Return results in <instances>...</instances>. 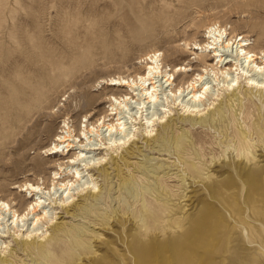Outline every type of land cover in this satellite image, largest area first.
Here are the masks:
<instances>
[{
    "label": "rangeland",
    "instance_id": "1",
    "mask_svg": "<svg viewBox=\"0 0 264 264\" xmlns=\"http://www.w3.org/2000/svg\"><path fill=\"white\" fill-rule=\"evenodd\" d=\"M210 22L225 27L230 36L244 35L251 40L249 49L264 47V0H0V199L19 212L32 199L25 197L20 185L30 182L45 186L42 200L50 201L45 198L48 189L52 193L56 188L51 181L53 173L71 164L70 157L80 151V144L75 142L79 137L88 142L81 133L84 125H96L103 116L107 121L116 118L108 115L114 111L113 98L128 90L106 85L102 80L135 77L145 68L141 58L157 51L161 70L174 77L171 90L170 86L163 87L165 94H178L197 73L205 75L204 81L211 86L207 100L197 107L199 113L192 115L177 106L186 91L175 106L161 93L163 99L159 98L161 103L155 104L153 111L159 112L163 102L172 120L165 129L152 126L151 133H157V137L148 141L143 138L145 115L141 119L135 113L137 96L128 101L127 107L117 109L118 116L128 121L126 126L133 128L136 144L127 147L129 140L117 148L86 153L102 157L96 169L89 170L82 179L93 180L95 190L99 189L94 192L96 196L88 194L78 200L75 190L78 205L68 212L45 205L62 227L53 248L57 258L66 254L76 237L87 250L96 251L102 261L99 263L134 264L129 249L134 223L118 221L121 210L140 207L135 193L139 196L145 192L151 206L162 204L169 191L177 193L182 162L186 160L204 168L199 175L208 171L222 182L212 195L200 191L203 182L189 187L199 191L185 215H202L207 224L197 230V237L190 238V243L153 254L147 264H264V197L249 191L240 167L236 171L229 165L232 161L248 166L235 155L239 133L250 139L252 150L260 154L257 158L264 164V131L261 136L255 132L257 126L263 127L264 102L255 92L246 90L243 79L241 87L229 96L230 90L223 87L221 77L215 81L214 73L203 71L214 59L206 57L203 62L192 46L206 40L204 30ZM131 114L136 116L134 123H129ZM67 127L78 138L73 141L75 147L68 153L61 147L56 154H49L55 136ZM101 132L107 143L108 131ZM179 138L183 147L175 151ZM96 139L91 136V142L98 143ZM61 174V179L70 178L72 172ZM157 182L167 187L159 188V195L153 188ZM58 194L60 190L52 197L58 199ZM178 202L171 196L170 206ZM115 211L117 219L107 223L106 217ZM0 240L5 241L0 257L5 255L14 264L41 261L32 260L11 236ZM77 264L95 263L87 254Z\"/></svg>",
    "mask_w": 264,
    "mask_h": 264
},
{
    "label": "bare ground",
    "instance_id": "2",
    "mask_svg": "<svg viewBox=\"0 0 264 264\" xmlns=\"http://www.w3.org/2000/svg\"><path fill=\"white\" fill-rule=\"evenodd\" d=\"M204 33L206 40L202 43L194 42L192 46V50L196 51L200 60L203 62L206 60V57L214 59V62H211L212 64L210 68L204 65L205 68L203 71L206 74H208L209 71L214 73V75H211H213L212 77H214L213 79L215 81L221 77V81H223V87L227 89V91L230 90V92H228L229 96L233 95L234 91L241 87L240 80L243 79L246 90L248 92H255L257 99L263 103L264 47H260L257 51L249 49L247 46H249L251 40L248 41V38L241 34H238L239 37L230 36L231 32L227 31L225 27H222L217 22L208 23L205 26ZM159 56L160 54L157 53V51L146 53L140 60V62L145 64V68L135 77L118 76L105 79L106 81H101L105 82L106 85L124 88L126 91L128 90L125 94L121 95V97L113 98L114 102L112 106L115 108L112 107L111 110L114 111H110L108 115L114 114L116 115V118H111L107 121L105 120L106 116H103L98 120V124L96 125H93L92 123L85 124L84 128L81 129V133L84 135L86 141L88 140L87 143H84V140L81 141V137H79V139L76 138L75 133H73L74 130H69L68 127V130L65 132L61 131L60 134L55 136L51 147H49V154H56L60 151L59 149L61 147L62 152L63 149H65L68 153L73 147H75L73 141L78 139V141L75 142L80 144L78 146L80 151L77 152L74 157H70L71 164L68 163V166L62 169L64 173L70 174L72 172V175L70 178L62 177L63 179H61V175H63L61 174V169L58 172L53 173L51 181L53 187H56L55 191L50 193V190L48 189V198L44 197L50 201H46L44 199L42 200V194L46 193L43 191L45 186L42 188V185L39 186V184L35 185L30 182H25L24 184L20 185V191H24L26 193L25 197L32 198L26 209L22 212H19L17 209L13 208L5 200L0 199V239L11 236L13 241L19 245L21 250L25 251L27 255L32 256V260L36 261L37 258L41 259V261L36 262V264H77L79 263V260L83 258V255L87 254L91 255L93 263L102 264L98 262L100 258H98L96 251L89 249L87 250L86 244L83 241L77 240L76 237H74V242L70 244L69 248H67L68 251H66V254L59 258L56 257L53 252V248L56 245V240L60 231H62V227H60L56 220H54L56 216L52 215V211L51 216L48 214L49 210H47L45 205L47 203L51 206H59L62 210L68 212L69 209L78 205L77 199L74 201L75 190L78 200L82 197L84 198L88 194H92L93 196L98 194L94 193L95 191L98 192L99 189L95 190L96 184L92 179L85 181H82V179L89 173V170L96 169L95 165L101 161L102 157L95 158L96 154H93L92 156L85 155L86 153H92L96 150H108L112 149L113 147H120L129 140L130 143L127 147L134 146L136 144L134 139H132L134 135L133 128H131V126H126L128 121L124 119V116H118L120 112L117 110L118 108L123 109L127 107L129 103L128 101L133 99L135 96H137L136 99L134 98L137 107L135 113H139V117L141 119L143 118L142 116L145 115L144 122L146 123V134H144L143 138L146 141L156 139L157 137V133H151L152 126L158 125L161 129H165L169 126V122L172 120V118L167 115L169 110L166 106L168 105L164 104L163 102L160 104L161 108L158 109L159 112L153 111L155 109V104L160 102L159 98H162L166 95L165 99L170 97V102L173 104V106H175L176 100L179 101L180 96L186 91L187 93L182 98H180L179 102H177V106L181 105L185 109V112H187V115L199 113L200 109L197 107L200 103H203L205 100H207V96L211 88L209 85L210 82L204 81L205 75L203 76V74L197 73V76L194 79L192 78L193 80H190L187 86L185 85L186 88L184 87V89H179L180 92L178 94L176 92H174L172 95V92L170 94H165V88L170 86L169 90H171L174 77L171 76L166 70H161ZM180 69L181 67H179V70ZM183 69H185V67ZM161 93H164L162 94V97L159 96ZM185 97H187L186 101L184 100ZM134 107L135 106H133L130 110H133ZM127 109L128 108H126V110ZM147 109H152V111L149 112ZM143 112L146 114H143ZM166 116L167 118H165ZM129 118V123L132 121L134 123V121H136L135 115L131 114V117ZM102 128L104 130H102ZM101 131H108L107 143L103 142V136H100L102 134ZM263 131L264 120L263 127L257 126L255 128V132L258 136H261ZM92 135L98 138L96 139L98 140V143L91 142ZM236 136L238 140L237 145L234 148L236 150L235 155L239 160H241V162H243V165L248 166L247 168H244L241 167L242 165L240 166V164L229 161L230 168H235L237 171L240 167L242 170V178L247 183L249 191L264 197V187L260 186L264 185L262 184L264 182L262 181V174H264V164L261 163L263 162V159L257 158L260 154H257L255 150H252L254 144L250 142V139L245 134L239 133L236 134ZM82 142L84 143L83 145H81ZM127 147L124 150L127 151ZM182 147L183 140L179 138L176 142L175 151H178V149ZM123 157L124 156H122V159ZM214 162H216V160ZM80 165H82L81 168H79ZM182 165H184V169L180 178L181 183L178 188L179 191L177 193L169 191L168 198H166L162 204L156 206H151L147 203L145 200V192H142L139 196H137V193H135L134 199L141 201L140 207L121 210V212L123 211L122 217L118 219V221L124 224L125 222L131 220V222L134 223L133 239L131 240L129 247L134 255V264H142L144 261L147 264L149 263V258L153 254L159 252H168L171 249L186 245L188 242L190 243V238L197 237L195 236L197 230L204 228L207 224V220L203 218L202 215H197L195 217L185 215L186 211L192 208L193 200L191 201V199L195 198L197 191H199V189H189V187L195 182H203L204 184L201 186L200 191H202V193L207 192V194L212 195L217 193L222 182L218 180L217 177L209 174L208 171L205 172V176L199 175V173L204 168H200L198 165H196V163H187L185 160L182 162ZM209 166L211 165H208V167ZM103 171L105 172V170ZM186 180H188V182ZM157 183L159 186L156 185ZM157 183L153 185V188L158 190L157 192L159 195V188L166 189L167 187L162 184V182ZM124 184L126 183L124 182ZM59 190V198L55 199V196L52 197L53 195L57 194ZM83 190H86V192L81 193ZM39 193L40 195L38 196ZM36 195L38 197L35 198ZM171 196L179 200L178 205L174 204L175 206H170L169 200L171 199ZM183 201H189V203H184ZM181 202H183V204H181ZM178 211L180 212L178 215H176ZM111 213L112 214H109L106 217L107 223H109L110 219V223L117 219L116 211L115 214L113 212ZM103 219L104 218H102V220ZM43 227H46V229L43 230ZM48 229L51 230L50 233H47ZM193 232H195V234H192ZM194 241L195 240H193V243ZM3 244H5V241L0 240V249L2 248ZM89 247L91 248V246ZM5 248L6 246H4L3 249ZM100 262L102 261L100 260ZM0 264H14V261L10 258H7L5 255H2L0 257ZM103 264L108 263L105 262Z\"/></svg>",
    "mask_w": 264,
    "mask_h": 264
}]
</instances>
